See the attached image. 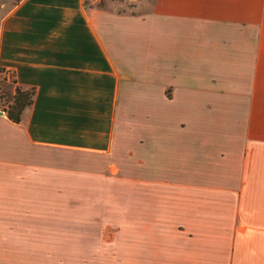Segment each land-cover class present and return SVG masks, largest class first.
Instances as JSON below:
<instances>
[{
  "label": "crops",
  "instance_id": "0c3cea01",
  "mask_svg": "<svg viewBox=\"0 0 264 264\" xmlns=\"http://www.w3.org/2000/svg\"><path fill=\"white\" fill-rule=\"evenodd\" d=\"M97 1L0 4V264H264V0Z\"/></svg>",
  "mask_w": 264,
  "mask_h": 264
},
{
  "label": "rangeland",
  "instance_id": "374dc122",
  "mask_svg": "<svg viewBox=\"0 0 264 264\" xmlns=\"http://www.w3.org/2000/svg\"><path fill=\"white\" fill-rule=\"evenodd\" d=\"M2 0H0L1 4ZM15 2V1H13ZM153 0H98L94 6L120 14L143 15L150 9ZM1 13V9H0ZM0 73V107H5L13 90V75L3 78Z\"/></svg>",
  "mask_w": 264,
  "mask_h": 264
},
{
  "label": "trees",
  "instance_id": "16d2710c",
  "mask_svg": "<svg viewBox=\"0 0 264 264\" xmlns=\"http://www.w3.org/2000/svg\"><path fill=\"white\" fill-rule=\"evenodd\" d=\"M12 82L14 84L13 93H11L10 99L3 110L9 120L18 122L21 119L23 109L31 104L34 90L33 88H20L15 84L14 79Z\"/></svg>",
  "mask_w": 264,
  "mask_h": 264
},
{
  "label": "built area",
  "instance_id": "2783aa9c",
  "mask_svg": "<svg viewBox=\"0 0 264 264\" xmlns=\"http://www.w3.org/2000/svg\"><path fill=\"white\" fill-rule=\"evenodd\" d=\"M0 73H2L3 78H7V75L12 74L10 70L1 68Z\"/></svg>",
  "mask_w": 264,
  "mask_h": 264
},
{
  "label": "water",
  "instance_id": "95a60500",
  "mask_svg": "<svg viewBox=\"0 0 264 264\" xmlns=\"http://www.w3.org/2000/svg\"><path fill=\"white\" fill-rule=\"evenodd\" d=\"M0 114H1V111H0Z\"/></svg>",
  "mask_w": 264,
  "mask_h": 264
}]
</instances>
